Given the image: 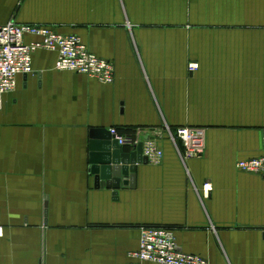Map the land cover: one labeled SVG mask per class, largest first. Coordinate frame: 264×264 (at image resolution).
I'll use <instances>...</instances> for the list:
<instances>
[{
  "label": "crops",
  "instance_id": "0c3cea01",
  "mask_svg": "<svg viewBox=\"0 0 264 264\" xmlns=\"http://www.w3.org/2000/svg\"><path fill=\"white\" fill-rule=\"evenodd\" d=\"M13 16L78 36L114 81L38 51L2 97L0 264H130L142 226L209 264H264V176L235 167L264 153V0H20ZM166 127L204 130L202 154L182 163ZM93 129L163 157L114 197L88 172Z\"/></svg>",
  "mask_w": 264,
  "mask_h": 264
},
{
  "label": "built area",
  "instance_id": "2783aa9c",
  "mask_svg": "<svg viewBox=\"0 0 264 264\" xmlns=\"http://www.w3.org/2000/svg\"><path fill=\"white\" fill-rule=\"evenodd\" d=\"M38 51L55 54L53 68L56 71L74 72L104 85L114 81L112 64L91 53L78 36L63 35L50 27L19 24L10 20L0 26V108L2 97L14 92L17 78L32 74V56ZM196 69L195 64L188 66L191 73ZM165 131L182 163L202 154L204 130L190 127L171 130L166 127ZM116 140L120 146H135L138 143L137 138L132 137H116ZM142 144L148 163L159 164L163 152L156 140L148 137ZM235 167L245 173L264 176V153L240 160ZM203 190L209 191L208 184L203 185ZM138 233V247L128 255L130 264H209L199 255L180 251L173 230L142 226L138 228Z\"/></svg>",
  "mask_w": 264,
  "mask_h": 264
},
{
  "label": "water",
  "instance_id": "95a60500",
  "mask_svg": "<svg viewBox=\"0 0 264 264\" xmlns=\"http://www.w3.org/2000/svg\"><path fill=\"white\" fill-rule=\"evenodd\" d=\"M89 137L88 172L93 176L94 188L104 183L114 197L122 187L134 189L137 166L148 164L142 142L135 145L134 151L122 152L115 135L108 130L93 129Z\"/></svg>",
  "mask_w": 264,
  "mask_h": 264
},
{
  "label": "rangeland",
  "instance_id": "374dc122",
  "mask_svg": "<svg viewBox=\"0 0 264 264\" xmlns=\"http://www.w3.org/2000/svg\"><path fill=\"white\" fill-rule=\"evenodd\" d=\"M19 3H20V0H0V23L6 22V20L10 18L12 15L17 16ZM8 7H10V10H6ZM1 227H2V235H3V226L1 225Z\"/></svg>",
  "mask_w": 264,
  "mask_h": 264
}]
</instances>
